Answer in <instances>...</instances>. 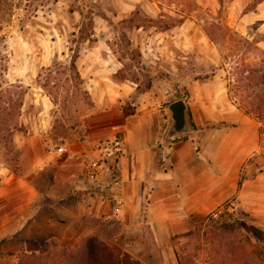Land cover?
I'll return each instance as SVG.
<instances>
[{
  "label": "rangeland",
  "instance_id": "obj_1",
  "mask_svg": "<svg viewBox=\"0 0 264 264\" xmlns=\"http://www.w3.org/2000/svg\"><path fill=\"white\" fill-rule=\"evenodd\" d=\"M263 71L264 0H0V264H20L40 247L23 250L33 245L17 242L10 229L21 223L6 214L7 202L18 199L9 185L35 166L33 150L19 143L42 127L50 140L40 151L71 140L95 150L99 141L121 136L123 105L153 100L161 105L162 131L168 129L172 142L193 145L180 151V162L190 160L195 148L202 156L206 146L237 165L223 175L227 192L233 189L225 201L191 223H178L181 230L193 227L171 240L182 259L241 264L227 241L239 239L236 219L247 213L262 231L263 249L244 225L246 261L264 264V120L254 114L256 108L264 117ZM177 99L185 102L187 128L172 134L165 111L170 117L167 106ZM14 124L17 129L8 131ZM118 161L103 162L116 173ZM179 171L181 181L187 179ZM215 211L228 222L221 248L202 238L204 218ZM145 241L151 244L149 235ZM122 244L119 239L113 248L126 264ZM149 252L140 258L158 264L159 251Z\"/></svg>",
  "mask_w": 264,
  "mask_h": 264
},
{
  "label": "crops",
  "instance_id": "obj_2",
  "mask_svg": "<svg viewBox=\"0 0 264 264\" xmlns=\"http://www.w3.org/2000/svg\"><path fill=\"white\" fill-rule=\"evenodd\" d=\"M128 92L125 90V94ZM102 106L95 105L97 109ZM160 107L155 100L153 105H123L120 119L124 147L116 173L99 160L97 149L89 150L90 144L82 141H65L60 145L62 154L40 151L39 145L45 149L50 140L42 127L27 136L25 143H19L20 148L27 145L33 150L35 166L9 185L8 190L16 192L18 199L4 202L9 206L8 220L21 223L10 229L13 237L19 244L33 245L23 250H36L49 239L75 244L76 239L89 233L83 224L85 217L115 219L120 232L114 241L123 239L120 250L126 264H149L140 258L148 249L150 255L159 251L158 264H189L180 256L177 242L171 240L183 229L188 232L193 227L187 224L181 230L178 223H191L195 216L225 201L233 189L227 192L223 175L233 173L237 165L232 158L226 161L206 146L202 147V156L193 151L190 160L180 162V151L193 145L190 140L172 142L168 129L162 131ZM165 114L170 118L167 111ZM235 123L240 125L239 121ZM207 159L215 164L216 171ZM179 168L187 179L181 181ZM41 172H51L52 179L37 182L35 178ZM148 235L150 245L145 241ZM114 241L109 242L112 247L116 246Z\"/></svg>",
  "mask_w": 264,
  "mask_h": 264
},
{
  "label": "trees",
  "instance_id": "obj_3",
  "mask_svg": "<svg viewBox=\"0 0 264 264\" xmlns=\"http://www.w3.org/2000/svg\"><path fill=\"white\" fill-rule=\"evenodd\" d=\"M260 82L264 84V71L262 75H259ZM251 111V110H250ZM254 114L262 122L264 117L261 112L255 108ZM190 125L194 129L195 125L191 121V117L188 114ZM16 124L7 128L8 131L16 130ZM259 133L264 134V122L259 128ZM194 151L198 154V149ZM199 155V154H198ZM207 164L210 165V161L207 159ZM40 176L35 179L39 183L51 180V172H41ZM240 181H238V185ZM216 215L214 217L213 215ZM205 224L202 231V238L205 242L213 245V242L219 243L221 248L222 241L224 240V233H229L227 230L228 222L223 218V213L219 211L211 212L204 218ZM239 227V239H231L227 241L231 248L230 253H237L239 255V263H247V255L249 252L246 250L248 245V233L244 230V225L251 227V230L255 232L254 239L259 249H263V245L259 244L262 231L259 227H255L247 213H244L242 217L236 219ZM84 226L89 230V233L76 241L74 245H60L56 239H49L40 245L39 249L34 252H30L29 255H25L20 264H121L117 257L114 248L109 242L114 241V236L119 232V222L115 219H109L107 221H97L90 217H85L83 220ZM243 229V231H242ZM254 229V230H253ZM198 231L199 228L195 227L194 231ZM252 232V233H253ZM216 247V249H220Z\"/></svg>",
  "mask_w": 264,
  "mask_h": 264
},
{
  "label": "built area",
  "instance_id": "obj_4",
  "mask_svg": "<svg viewBox=\"0 0 264 264\" xmlns=\"http://www.w3.org/2000/svg\"><path fill=\"white\" fill-rule=\"evenodd\" d=\"M98 152L100 153V161L105 160H117L120 158L123 152V138L121 136H113L111 138H106L97 143L96 146ZM49 151L56 152L58 154H62L64 149L62 146L59 147H51Z\"/></svg>",
  "mask_w": 264,
  "mask_h": 264
},
{
  "label": "water",
  "instance_id": "obj_5",
  "mask_svg": "<svg viewBox=\"0 0 264 264\" xmlns=\"http://www.w3.org/2000/svg\"><path fill=\"white\" fill-rule=\"evenodd\" d=\"M170 118L172 119L169 132L172 134L184 131L187 128L186 105L183 99H177L168 104Z\"/></svg>",
  "mask_w": 264,
  "mask_h": 264
}]
</instances>
